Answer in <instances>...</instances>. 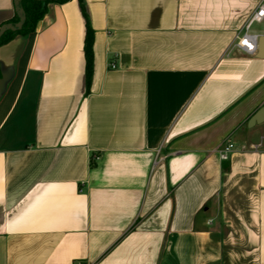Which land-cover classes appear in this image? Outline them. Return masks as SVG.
<instances>
[{
	"label": "crops",
	"instance_id": "crops-1",
	"mask_svg": "<svg viewBox=\"0 0 264 264\" xmlns=\"http://www.w3.org/2000/svg\"><path fill=\"white\" fill-rule=\"evenodd\" d=\"M260 1L82 0L88 85L78 0L0 46V264H264Z\"/></svg>",
	"mask_w": 264,
	"mask_h": 264
},
{
	"label": "trees",
	"instance_id": "trees-1",
	"mask_svg": "<svg viewBox=\"0 0 264 264\" xmlns=\"http://www.w3.org/2000/svg\"><path fill=\"white\" fill-rule=\"evenodd\" d=\"M69 0H55L54 3L62 4ZM81 13L85 19V37H84V43H83V53H84V59H85V81L86 85L89 84L91 75H92V69H93V30L91 29L86 13L82 4V0H78ZM47 2H42L38 0H22L20 3L21 8L24 11L25 20L21 27V29L16 31H6L2 34L0 37V46L8 43L10 40H12L16 35H26L35 30V27L37 23L43 18L44 14L47 10ZM18 21V17H14L11 22L15 23Z\"/></svg>",
	"mask_w": 264,
	"mask_h": 264
},
{
	"label": "built area",
	"instance_id": "built-area-1",
	"mask_svg": "<svg viewBox=\"0 0 264 264\" xmlns=\"http://www.w3.org/2000/svg\"><path fill=\"white\" fill-rule=\"evenodd\" d=\"M264 24V0H261L257 7L250 14L243 28L236 33L234 36V47L239 50L248 53L254 54L257 48V35L250 33V27L253 24ZM110 67L114 68V64L110 63ZM233 149L232 143H226L219 150V157L221 160H227L229 154Z\"/></svg>",
	"mask_w": 264,
	"mask_h": 264
},
{
	"label": "water",
	"instance_id": "water-1",
	"mask_svg": "<svg viewBox=\"0 0 264 264\" xmlns=\"http://www.w3.org/2000/svg\"><path fill=\"white\" fill-rule=\"evenodd\" d=\"M22 0H16V14L18 16V21L16 23L13 24H4L0 27V37L2 36V34L6 31H16L21 29L24 20H25V15H24V11L20 6ZM38 1H42V2H47V1H55V0H38ZM257 45L259 47V51L260 56L263 55V51H264V36H262L259 40H257ZM263 115V118H262ZM264 122V107L263 110H261V112H259V114L255 115L251 120H250V124H259V123H263Z\"/></svg>",
	"mask_w": 264,
	"mask_h": 264
}]
</instances>
